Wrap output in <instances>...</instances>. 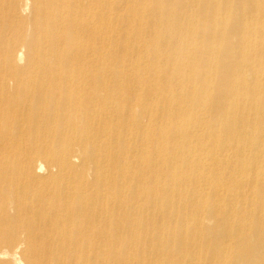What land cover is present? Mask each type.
Here are the masks:
<instances>
[{
	"label": "bare ground",
	"instance_id": "6f19581e",
	"mask_svg": "<svg viewBox=\"0 0 264 264\" xmlns=\"http://www.w3.org/2000/svg\"><path fill=\"white\" fill-rule=\"evenodd\" d=\"M173 1L0 0V264H264V0Z\"/></svg>",
	"mask_w": 264,
	"mask_h": 264
},
{
	"label": "rangeland",
	"instance_id": "374dc122",
	"mask_svg": "<svg viewBox=\"0 0 264 264\" xmlns=\"http://www.w3.org/2000/svg\"><path fill=\"white\" fill-rule=\"evenodd\" d=\"M198 1V0H197ZM196 1V2H197ZM175 2H178V1H173L172 0V4L173 3H175ZM155 6V4L153 3V2H150V7H154ZM185 9V8H184ZM239 15H240V18H241V21H243L244 23L245 22H249V18L248 17H246V16H243V14H242V12H240L239 11ZM133 20V19H132ZM146 21H151L150 19L148 20V19H146ZM145 21V22H146ZM258 22H260V23H264L263 21H258ZM260 23H258V24H260ZM256 25H254V28L258 25L257 23H255ZM134 25H135V23L132 21V23H131V26L132 27H134ZM193 33V32H192ZM194 35H193V37L194 36H198V38H200V35H198L197 34V32H195V33H193ZM245 35V31H242V37ZM7 38H9V36H7ZM258 41H260V40H262V38H264V35H259L258 36ZM122 39H123V37H122ZM139 59H140V57H137V56H135V57H133V61H131L130 63H129V66L130 65H132L133 66V64L134 65H136L138 62H139ZM126 67L130 72H132V69L133 68H131V67ZM117 68H120V67H117ZM135 69V68H134ZM133 69V70H134ZM129 72V73H130ZM250 98H252V99H255V98H257L258 97V95L256 94V93H254V92H250L249 93V95H248ZM232 107H234V99L232 98ZM233 111V113L235 114V116H236V119L237 120H241V119H243L246 115V113L245 112H242V110H240V109H233L232 110ZM246 118V117H245ZM255 131V132H254ZM246 133L248 134V136H250V137H254V136H256L257 135V131H256V129L255 128H253V127H251V126H246ZM199 134L201 135V136H203V135H206L207 134V136H208V134H212L214 137H215V140H217V142H213V140H212V143H207V144H204L203 145V147H201L200 148V151L202 150H205V152H211L210 154H215V153H219V152H221V153H224V152H226L227 153V151H228V148L230 149L231 147H232V153L229 151L228 153H227V155H226V158H232V164H233V162L235 161V158H233L234 157V154H235V151H236V149H237V146H239V142L238 141H236V140H230L229 141V139H228V135H226L225 133H223V132H216V131H201V132H199ZM241 147H243V146H241ZM175 148L176 147H173V148H171L172 150H175ZM234 149V150H233ZM241 151H246V149L244 148V149H241ZM187 156V155H186ZM228 158V159H229ZM234 160V161H233ZM187 169H189V168H187ZM189 171H190V169H189ZM197 174V173H196ZM165 180V179H164ZM163 182V181H162ZM167 182V181H166ZM184 185H188L189 187H188V189H190V190H192V191H195V190H198V189H196V186L197 185H195V184H193V186H192V184L188 181V180H186L185 182H184ZM128 190V189H127ZM126 190V191H127ZM129 192V191H128ZM176 203H177V205H176ZM194 203V202H193ZM184 204H186V203H184ZM175 205V207H177L178 205H179V203H178V201L177 202H173V205H172V207ZM194 207H192V206H189L188 205V208H187V210L188 211H185L184 212V217L186 218V224H185V226H184V228H185V230H188L189 232H188V235H189V239H188V242L189 243H192L194 240H198V241H204V240H206V237L204 238L203 236H200V235H198V237H195V238H192L191 237V235L194 233V231L192 230V224H191V222H190V218H191V216H192V212H193V209ZM201 220L202 221H207L206 219H204L203 217H201ZM211 225H213V224H211ZM206 255H207V249L205 250V251H203L202 252V256H204V257H206Z\"/></svg>",
	"mask_w": 264,
	"mask_h": 264
}]
</instances>
